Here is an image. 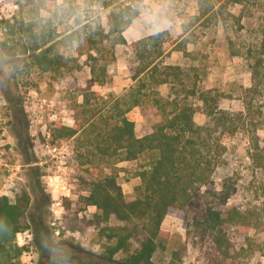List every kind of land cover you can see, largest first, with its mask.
Wrapping results in <instances>:
<instances>
[{
	"label": "rangeland",
	"instance_id": "1",
	"mask_svg": "<svg viewBox=\"0 0 264 264\" xmlns=\"http://www.w3.org/2000/svg\"><path fill=\"white\" fill-rule=\"evenodd\" d=\"M125 1L137 4L140 13L122 32L126 43L113 48L115 59L107 67L110 78L104 86L88 83L92 62L87 60L84 43L73 42L64 50L65 64L58 73L42 71L30 64L29 52L12 56L0 49V186L10 175L15 192L24 187L31 194L26 212L29 228L23 231L28 236L21 245L24 250L19 264H126L122 252L111 258L103 255L107 242L97 235L96 229L62 230L65 209L60 220H55L50 211V193L42 181V175L53 171L55 158L45 145L68 148L64 175L70 187L68 199L73 201L70 207L75 208L79 187L72 174L85 173L87 166L76 164L71 154V138L57 137L50 142L51 132L56 125L72 126L80 122L84 116L81 110L98 108L106 101L108 92L123 91L131 83L127 70L130 42L158 31L164 32V39L174 45L167 48L164 61L179 64L188 75L187 84L195 80L196 89L215 94L218 108L231 113L238 123L234 133L221 135L225 151L212 175L217 188L222 184L230 191L227 205L238 202L241 210L258 208L259 217L264 218V170L254 167L248 154L254 142L264 151V0L246 5L225 4L218 14L198 20H195L199 12L197 0H111L114 4ZM90 2L0 0V19L35 21V10L40 7L53 26L63 29L73 22L68 7L73 6L84 22L94 23L96 15L104 21L107 10ZM182 25L189 26L188 32L183 33ZM8 37L0 28V42L5 39L10 42ZM183 37L187 41L180 43ZM58 51L63 49L59 46ZM159 90L166 92L163 87ZM89 92L98 97L91 96L89 103L82 106L83 95ZM189 99L196 107L193 120L205 123L207 117L201 110V102L196 96ZM128 117L137 126L160 118L152 108L138 107ZM145 161L141 157L121 164L118 176L126 200L135 196L134 187L139 183L135 172ZM107 171L99 170L97 174ZM94 209L88 206L86 211ZM200 216L201 206L169 210L160 225L152 263L209 264L204 254L206 245L193 236L190 228L192 219ZM53 220L56 225H51ZM263 221L257 226L232 227L236 249L233 264H264ZM135 247L132 243L130 251Z\"/></svg>",
	"mask_w": 264,
	"mask_h": 264
},
{
	"label": "trees",
	"instance_id": "2",
	"mask_svg": "<svg viewBox=\"0 0 264 264\" xmlns=\"http://www.w3.org/2000/svg\"><path fill=\"white\" fill-rule=\"evenodd\" d=\"M251 1L197 0L199 12L195 20L218 14L225 4L246 5ZM90 3L107 10L104 21L96 15L94 23L84 22L73 6H68L73 22L63 29L53 26L40 7L35 10V21L0 19V28L10 40L1 41L0 49L12 56L29 52L30 64L58 73L65 64L64 50L73 42L84 43L87 60L92 62L88 83L106 85L110 78L107 67L115 59L113 48L126 43L122 32L140 11L131 1ZM182 28L183 33L189 30L186 25ZM163 34L158 31L130 42L127 70L131 83L123 91L108 92L98 108H83L80 122L53 128L49 141L71 138L76 164L87 166L86 174H72L79 190L75 208L70 207L71 199L63 200L62 230L82 232L94 228L107 242L104 256L111 258L122 252L126 264H153L160 225L167 212L201 206V216L192 219L191 233L206 245L204 254L209 264H233L236 249L232 227L257 226L264 220L258 208L241 210L238 202L227 205L230 191L222 184L217 188L212 176L225 151L221 135L234 133L238 123L231 113L218 108L215 94L196 89L195 80L187 84L184 69L164 61L167 48L174 45ZM186 41L184 37L180 39V43ZM59 46L63 52L58 51ZM160 87L166 92H161ZM91 96L98 97L93 92L84 94L82 106L89 103ZM193 96L201 102L207 117L203 124L193 120L196 107L189 99ZM134 107L152 108L160 118L137 126L128 117ZM249 148L253 166L264 170L262 147L254 142ZM141 157L146 161L135 172L139 178L135 196L126 200L118 176L121 164ZM104 169L108 171L97 174ZM30 201L31 194L24 187L12 199L0 195V264H19L24 248L17 245L15 237L29 228L26 212ZM88 206H93L94 211L87 212ZM132 243L136 247L130 251Z\"/></svg>",
	"mask_w": 264,
	"mask_h": 264
},
{
	"label": "built area",
	"instance_id": "3",
	"mask_svg": "<svg viewBox=\"0 0 264 264\" xmlns=\"http://www.w3.org/2000/svg\"><path fill=\"white\" fill-rule=\"evenodd\" d=\"M45 148L48 152H51L55 158L54 169L50 173L42 175V181L46 190L50 193V198L52 203L50 205V211L55 217V220H60L61 214L64 210V205L62 201L65 198L70 197V187L68 185L67 179L64 175L65 170V159L68 155L67 146H50L45 145ZM15 183L14 179L9 175L7 176L1 186H0V195H5L9 198H13ZM55 220L51 222V225H56ZM55 234H58V230H54ZM28 236L27 233L19 232L16 234L15 241L17 245L21 246L23 244L24 238Z\"/></svg>",
	"mask_w": 264,
	"mask_h": 264
},
{
	"label": "crops",
	"instance_id": "4",
	"mask_svg": "<svg viewBox=\"0 0 264 264\" xmlns=\"http://www.w3.org/2000/svg\"><path fill=\"white\" fill-rule=\"evenodd\" d=\"M146 35H149V34H146ZM122 36H123V34H122ZM142 36H145V35H142ZM142 36H140V37H142ZM123 37H124V36H123ZM140 37H139V38H140ZM124 38H125V37H124ZM125 40H126V39H125Z\"/></svg>",
	"mask_w": 264,
	"mask_h": 264
}]
</instances>
